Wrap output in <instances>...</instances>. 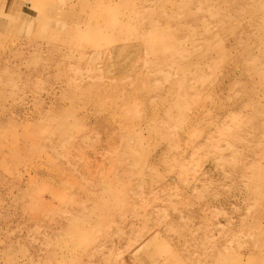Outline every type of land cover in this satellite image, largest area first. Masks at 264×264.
Listing matches in <instances>:
<instances>
[{
  "label": "rangeland",
  "instance_id": "374dc122",
  "mask_svg": "<svg viewBox=\"0 0 264 264\" xmlns=\"http://www.w3.org/2000/svg\"><path fill=\"white\" fill-rule=\"evenodd\" d=\"M0 264H264V0H0Z\"/></svg>",
  "mask_w": 264,
  "mask_h": 264
}]
</instances>
